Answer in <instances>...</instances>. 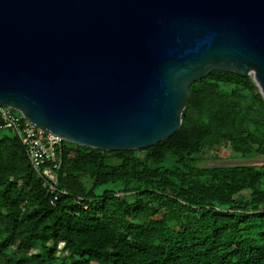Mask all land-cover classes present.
Here are the masks:
<instances>
[{
  "label": "trees",
  "instance_id": "1",
  "mask_svg": "<svg viewBox=\"0 0 264 264\" xmlns=\"http://www.w3.org/2000/svg\"><path fill=\"white\" fill-rule=\"evenodd\" d=\"M11 133L0 130V264H264V168L198 167L223 143L264 158L252 76L192 84L179 130L147 149L64 142L54 185Z\"/></svg>",
  "mask_w": 264,
  "mask_h": 264
},
{
  "label": "water",
  "instance_id": "2",
  "mask_svg": "<svg viewBox=\"0 0 264 264\" xmlns=\"http://www.w3.org/2000/svg\"><path fill=\"white\" fill-rule=\"evenodd\" d=\"M213 71L264 97V0H0V106L62 144L152 147Z\"/></svg>",
  "mask_w": 264,
  "mask_h": 264
},
{
  "label": "built area",
  "instance_id": "3",
  "mask_svg": "<svg viewBox=\"0 0 264 264\" xmlns=\"http://www.w3.org/2000/svg\"><path fill=\"white\" fill-rule=\"evenodd\" d=\"M0 130L14 132L24 146L34 171L51 185L56 183V170L61 165L58 155L62 145L60 137L34 126L21 113L3 106H0Z\"/></svg>",
  "mask_w": 264,
  "mask_h": 264
},
{
  "label": "rangeland",
  "instance_id": "4",
  "mask_svg": "<svg viewBox=\"0 0 264 264\" xmlns=\"http://www.w3.org/2000/svg\"><path fill=\"white\" fill-rule=\"evenodd\" d=\"M226 90L232 92L233 87L230 85H224ZM5 133L12 134L10 130H5ZM140 151V150H138ZM142 155V153H139ZM198 164L199 168H221V167H235V166H247L252 165L256 168H264V158H254V159H240L235 156L231 150L230 145L222 144L214 150L210 149L205 157L200 158ZM90 185L89 182H87Z\"/></svg>",
  "mask_w": 264,
  "mask_h": 264
}]
</instances>
